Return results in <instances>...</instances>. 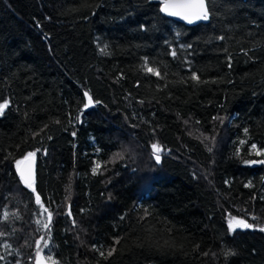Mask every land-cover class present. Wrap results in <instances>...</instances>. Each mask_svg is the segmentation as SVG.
Wrapping results in <instances>:
<instances>
[{"label":"trees","instance_id":"16d2710c","mask_svg":"<svg viewBox=\"0 0 264 264\" xmlns=\"http://www.w3.org/2000/svg\"><path fill=\"white\" fill-rule=\"evenodd\" d=\"M209 10L188 28L149 0H0V264H35L42 236L46 264H264V164L245 162L264 160V0Z\"/></svg>","mask_w":264,"mask_h":264},{"label":"snow or ice","instance_id":"6c2138e0","mask_svg":"<svg viewBox=\"0 0 264 264\" xmlns=\"http://www.w3.org/2000/svg\"><path fill=\"white\" fill-rule=\"evenodd\" d=\"M160 2V11L165 13L168 16L172 17H179L181 20L186 21L188 24H193L197 21H208L213 14V12H210L209 10V4L213 3V0H159ZM215 39L219 40H224V36H219L216 37ZM181 47H186V48H191L192 45H181ZM104 52V49L101 50ZM225 51H227L225 49ZM245 55H248L246 51H244ZM171 55L173 57H176L177 53L175 50L171 52ZM229 60V66H231V56L228 57ZM149 62L147 60L144 61L143 65V70L146 71L147 73L161 77V72L159 69L154 68V67H149L148 66ZM191 79L193 81H196L197 83H200L199 76L193 72ZM85 97H88V104L84 105V108H88L92 103V99L89 96L87 92L84 93ZM9 101L4 100L3 103H0V113L4 111L8 107ZM245 132H247V129H245ZM253 149H256V145L253 144L251 146ZM152 150H153V156L156 160L157 163L160 162V155L158 154L161 149L159 148L158 145L153 144L152 145ZM256 155L258 156H264V151L257 150ZM35 156L34 152H29L27 155L24 156L23 161L17 160L16 161V166H17V172L19 173L21 181L24 183V185L28 188H32L33 185V174H32V164H31V159ZM27 162L26 166L24 168H21V164ZM246 163L250 164H264V160H253V161H245ZM95 169H93V172L95 173ZM33 191L35 189L33 188ZM36 204L39 205L44 212L48 213L47 216V222H43L41 219L36 220L37 225H42L43 229L48 230L50 233V223H51V218H52V213L48 212L47 208H44V206L41 203V198L39 195H36L35 197ZM68 215H71V212L69 211ZM8 219V213H4V220L6 221ZM233 221H230L228 224V229L229 231H234L236 228H252L253 225L247 223L243 219H237L233 217ZM75 223V222H74ZM260 231H264V228H260ZM9 235V233H6L4 231H0V237H5ZM41 241H43V247L47 248L48 247V240L45 239L43 236L41 237L40 240L36 241V246H37V251L35 253V264H46V260L44 257L41 256ZM118 243V241H117ZM3 247L5 249H11V245L8 244L7 242H4ZM115 249H111L107 252V256H112L114 253ZM11 254V252H9ZM231 251H228L225 253V256L228 255H233ZM100 255L103 257L105 254L103 251L100 252ZM4 259V256L0 255V260ZM47 261H51V264H56V261L53 260L51 256L47 257ZM16 264H20L19 261L16 262Z\"/></svg>","mask_w":264,"mask_h":264},{"label":"water","instance_id":"95a60500","mask_svg":"<svg viewBox=\"0 0 264 264\" xmlns=\"http://www.w3.org/2000/svg\"><path fill=\"white\" fill-rule=\"evenodd\" d=\"M149 3L159 5V12H160V14H161L164 18H166V19H168V20H171V21H173V22H175V23L181 24V25H183V26H185V27H188V28H193V27H196V26H198V25H207V24L209 23V20H208V21H197V22H195V23H193V24H188L186 21L181 20L179 17L168 16V15H166L165 13L161 12V11H160V7H161V5H160L159 0H149ZM22 161H23V160H22ZM26 164H27V162L22 163V164H21V168H24V167L26 166ZM31 164H32L33 185H34V183H35V164H36V163H35V160H34L33 158L31 159ZM16 175H17L18 179L21 181L18 172L16 173ZM23 184H24V183H23ZM33 185H32V186H33ZM36 248H37V246H36Z\"/></svg>","mask_w":264,"mask_h":264}]
</instances>
